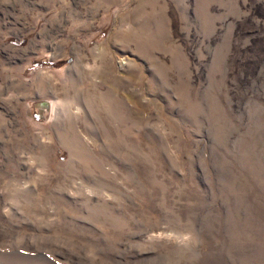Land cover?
<instances>
[{"label": "rangeland", "instance_id": "obj_1", "mask_svg": "<svg viewBox=\"0 0 264 264\" xmlns=\"http://www.w3.org/2000/svg\"><path fill=\"white\" fill-rule=\"evenodd\" d=\"M0 264H264V0H0Z\"/></svg>", "mask_w": 264, "mask_h": 264}, {"label": "bare ground", "instance_id": "obj_2", "mask_svg": "<svg viewBox=\"0 0 264 264\" xmlns=\"http://www.w3.org/2000/svg\"><path fill=\"white\" fill-rule=\"evenodd\" d=\"M42 113V112H41Z\"/></svg>", "mask_w": 264, "mask_h": 264}]
</instances>
